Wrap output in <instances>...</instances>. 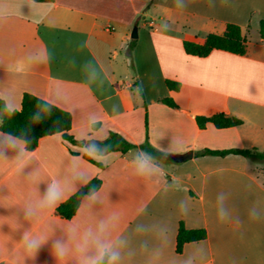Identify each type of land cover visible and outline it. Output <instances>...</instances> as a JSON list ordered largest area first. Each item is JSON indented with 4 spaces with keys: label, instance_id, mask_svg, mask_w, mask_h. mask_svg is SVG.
I'll list each match as a JSON object with an SVG mask.
<instances>
[{
    "label": "crops",
    "instance_id": "0c3cea01",
    "mask_svg": "<svg viewBox=\"0 0 264 264\" xmlns=\"http://www.w3.org/2000/svg\"><path fill=\"white\" fill-rule=\"evenodd\" d=\"M262 20L264 0H0V86L14 88L20 104L29 93L70 112L69 134L79 142L97 145L115 132L138 146L148 142L166 157L194 153L182 163L155 160L159 169L143 179L133 175L139 149L107 153L108 164L99 166L97 159H86L87 144H72L62 134L42 138L22 170L13 163L0 168V264H16L25 231L63 238L70 223L94 225L113 211L120 213L119 231L135 251L124 264H149L144 241L161 249L153 264H183L188 257L193 264H264V179L253 171L262 164L235 154L195 155L204 149L264 152ZM230 23L243 30L245 55L215 50L201 58L185 52V41L202 43ZM45 47L50 64L22 63ZM88 63L98 72L95 80L88 78ZM166 80L181 89L170 90ZM166 98L178 107L162 103ZM216 112L243 124L198 127L197 116ZM94 179L102 181V203L85 215V196L72 219L55 214ZM53 180L65 186L62 202L37 215L34 202ZM28 207L31 219L25 218ZM180 221L190 230L205 229L207 238L177 253ZM160 228L167 230L166 242L154 235ZM26 264H57L50 244Z\"/></svg>",
    "mask_w": 264,
    "mask_h": 264
},
{
    "label": "clouds",
    "instance_id": "9594fccd",
    "mask_svg": "<svg viewBox=\"0 0 264 264\" xmlns=\"http://www.w3.org/2000/svg\"><path fill=\"white\" fill-rule=\"evenodd\" d=\"M183 7V4H179ZM53 57L45 47L35 49L27 54L22 60L26 67L31 68L43 64H50ZM84 68L88 72L89 80H95L98 76L96 68L91 63L85 64ZM11 71L12 68L10 67ZM55 105L47 101H39L36 109L30 117L32 122H39L45 114H50ZM22 111V105L17 99V93L11 86H0V127H3L5 118L13 117L17 112ZM23 129L20 134L0 131V168L8 163H13L19 172L23 169L30 154L27 150L28 141ZM109 151L107 147H100L96 144H87L85 153L92 159H97L99 163L108 164L104 159ZM9 153H14L9 156ZM133 175L148 179L159 169L150 154L140 151L135 155L133 161ZM162 171V170H161ZM82 175H77V179H82ZM33 182L38 181V174L32 176ZM65 192V186L57 180H53L46 188L43 196L34 202V207L38 209L37 215L47 211H54ZM88 201L87 215L91 208L103 202L101 190L93 188L85 198ZM182 210L184 205H181ZM34 213L32 207L25 211V218L31 219ZM253 218H257L253 213ZM121 215L118 211H113L105 218L95 222V224L70 223L64 232L63 238H53L48 231L32 233L25 231L21 236V250L16 264H26L27 261H35L39 250L50 244L51 254L57 264H124L126 258L135 255L134 249L129 246L128 238L119 231ZM139 231V230H138ZM147 231V230H145ZM156 239L166 242L167 230L160 228L154 232ZM141 248L150 253L149 264L158 259L161 249L155 247L149 249L146 241L142 242ZM202 251V250H201ZM183 264H193L192 257L183 260Z\"/></svg>",
    "mask_w": 264,
    "mask_h": 264
},
{
    "label": "trees",
    "instance_id": "16d2710c",
    "mask_svg": "<svg viewBox=\"0 0 264 264\" xmlns=\"http://www.w3.org/2000/svg\"><path fill=\"white\" fill-rule=\"evenodd\" d=\"M43 2H53L54 0H39ZM260 35L264 38V20L260 23ZM135 41L129 45L130 51L133 50ZM184 50L188 55L197 57H207L213 51H225L231 54L243 56L247 53V39L243 34V30L239 25L227 24L226 30L223 34H209L202 43H195L191 41H185L183 43ZM131 68L134 69L132 61H130ZM166 85L170 90L179 91L181 89V83L173 80H166ZM140 94L142 91L139 89ZM39 101H46L35 95L25 93L22 99V111L17 112L11 118H5L3 127H0V131L12 132L20 134V130L23 129L28 141L27 150L34 151L40 142V140L47 136L55 134H62L64 139L72 144H88V141L79 142L69 134L72 129V114L66 110L56 106L52 108L50 114H45L39 122H32L30 120L31 115L36 109V105ZM48 102V101H47ZM50 103V102H49ZM162 103L171 107L177 108L178 105L171 98L162 100ZM52 104V103H50ZM54 105V104H53ZM196 123L200 129H205L209 123H212L218 129L239 127L243 124V120L238 117L230 116L224 112H216L211 115H199L196 117ZM146 126L148 128V120H146ZM95 127V125H94ZM100 147H107L110 152L120 151L127 153L131 150L139 149L147 152L155 160L161 162H167V157L152 147L148 142L138 146L131 143L118 133L111 132L109 137L103 141L97 142ZM106 153V154H107ZM229 154L241 155L257 163H264V152L259 151L257 148L253 149H228V150H211L204 149L195 153L196 156H227ZM91 162H94L90 157L86 156ZM95 164L101 166L100 163ZM102 185L100 179H94L82 187L78 192L72 195L68 200L62 203L55 211V214L64 219H72L77 213L82 199L88 196L91 189H99ZM207 238V231L205 229H187L183 221L179 223L176 252L182 253L184 246L187 243L199 242Z\"/></svg>",
    "mask_w": 264,
    "mask_h": 264
},
{
    "label": "water",
    "instance_id": "95a60500",
    "mask_svg": "<svg viewBox=\"0 0 264 264\" xmlns=\"http://www.w3.org/2000/svg\"><path fill=\"white\" fill-rule=\"evenodd\" d=\"M132 38L137 39L138 38V28L135 27L133 32H132ZM194 156L193 151H188L182 154H173L167 156V160L172 161L174 163H182L185 162L189 159H191Z\"/></svg>",
    "mask_w": 264,
    "mask_h": 264
},
{
    "label": "rangeland",
    "instance_id": "374dc122",
    "mask_svg": "<svg viewBox=\"0 0 264 264\" xmlns=\"http://www.w3.org/2000/svg\"><path fill=\"white\" fill-rule=\"evenodd\" d=\"M158 162H161V161H158ZM162 163H165V162H162ZM261 164L262 165H255L253 171L255 175L260 176L264 179V164L263 163Z\"/></svg>",
    "mask_w": 264,
    "mask_h": 264
}]
</instances>
